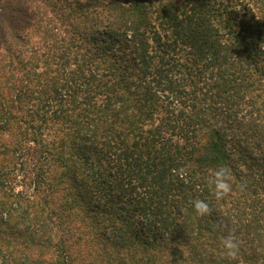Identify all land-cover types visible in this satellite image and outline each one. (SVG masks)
<instances>
[{
    "label": "trees",
    "instance_id": "trees-1",
    "mask_svg": "<svg viewBox=\"0 0 264 264\" xmlns=\"http://www.w3.org/2000/svg\"><path fill=\"white\" fill-rule=\"evenodd\" d=\"M0 264H264V0H0Z\"/></svg>",
    "mask_w": 264,
    "mask_h": 264
},
{
    "label": "clouds",
    "instance_id": "clouds-1",
    "mask_svg": "<svg viewBox=\"0 0 264 264\" xmlns=\"http://www.w3.org/2000/svg\"><path fill=\"white\" fill-rule=\"evenodd\" d=\"M212 186L213 195L215 199L222 200L232 192V176L230 169L226 167H218L211 174L209 181ZM192 206L197 216L204 217L211 214L212 209L209 204L204 200H195L192 202ZM223 230L224 234L221 236L220 244L224 258L227 260H236L240 242L234 234V230L227 229L226 225L219 226Z\"/></svg>",
    "mask_w": 264,
    "mask_h": 264
}]
</instances>
